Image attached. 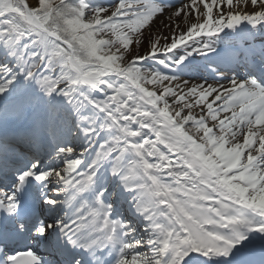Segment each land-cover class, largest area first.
<instances>
[{"label": "snow or ice", "instance_id": "1", "mask_svg": "<svg viewBox=\"0 0 264 264\" xmlns=\"http://www.w3.org/2000/svg\"><path fill=\"white\" fill-rule=\"evenodd\" d=\"M0 264H264V0H0Z\"/></svg>", "mask_w": 264, "mask_h": 264}, {"label": "rangeland", "instance_id": "2", "mask_svg": "<svg viewBox=\"0 0 264 264\" xmlns=\"http://www.w3.org/2000/svg\"><path fill=\"white\" fill-rule=\"evenodd\" d=\"M201 60H202V58H200V57H196V59H195V63L196 64H199V62H201ZM193 79H195V80H198V79H200V78H206V76H205V72L202 70L201 71V73H199V74H194L193 75V77H192ZM211 76H210V78H209V80H211ZM223 82V81H222ZM194 131V130H193Z\"/></svg>", "mask_w": 264, "mask_h": 264}, {"label": "bare ground", "instance_id": "3", "mask_svg": "<svg viewBox=\"0 0 264 264\" xmlns=\"http://www.w3.org/2000/svg\"><path fill=\"white\" fill-rule=\"evenodd\" d=\"M141 51H143V49H141ZM195 63V62H194ZM205 62L203 61V60H201V62H199V64L198 65H203ZM205 72V71H204ZM229 75H232V73H228ZM205 76H206V78L207 79H209L210 78V75H209V73L208 72H205ZM185 78H188V77H185ZM222 83H226V82H222ZM196 112H197V114H199L198 113V110H196Z\"/></svg>", "mask_w": 264, "mask_h": 264}]
</instances>
